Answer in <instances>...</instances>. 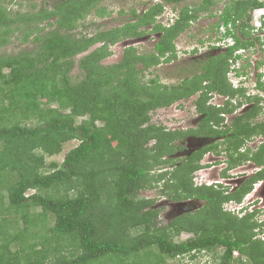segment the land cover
<instances>
[{"label":"trees","instance_id":"1","mask_svg":"<svg viewBox=\"0 0 264 264\" xmlns=\"http://www.w3.org/2000/svg\"><path fill=\"white\" fill-rule=\"evenodd\" d=\"M6 1L0 0V264H162L168 257L196 258L203 252L219 258L216 264H264V245L257 241L264 240L257 237L253 214L240 217L224 206L241 201L260 175L226 193L194 181L195 172L207 166L202 163L206 152L217 147L173 157L189 135L220 134L215 126L244 104L242 98L253 105L235 115L229 150L253 133L264 134V122L254 123L264 96L251 95L246 85L237 87L228 77L231 57H242L237 50L256 51L251 14L264 0H229L220 12H211L219 17L212 47L228 36L235 44L210 57L201 72L172 84L158 76L146 79L144 72L172 61L179 35L199 11L222 0L183 5L170 24L159 15L167 5L188 0H157L142 13L133 10L134 18L122 25L80 36L71 31L102 0H53L50 7L24 12H13ZM52 19L58 26L47 30ZM23 27L24 39L35 34L40 47L4 51ZM148 30L160 34L153 51L130 45L118 62H103L114 53L112 45ZM258 30L264 31V22ZM98 43L79 59L80 74L74 76L76 56ZM258 75L257 86L264 91V72ZM198 92L203 117L196 128L168 129L152 121L156 109ZM213 93L225 103L211 104ZM72 140L78 144L61 162H47ZM263 152L264 145L253 158L262 163ZM243 158L250 157L233 154L230 167ZM148 187H159L175 202L198 198L203 205L159 225L155 200L139 197ZM184 231L192 235L176 241Z\"/></svg>","mask_w":264,"mask_h":264},{"label":"rangeland","instance_id":"2","mask_svg":"<svg viewBox=\"0 0 264 264\" xmlns=\"http://www.w3.org/2000/svg\"><path fill=\"white\" fill-rule=\"evenodd\" d=\"M156 1L157 0H102L97 5V7H95V9L87 16L86 19L80 21L77 24V27H75L71 31V33L76 34V36H80L83 34H92L97 30H101L104 28H111L113 26L122 25L134 18L133 10H137L138 13H142L145 10L149 9V7L152 6ZM201 1L202 0H188L180 5H177L176 7L173 5H167L166 10L159 15L158 20L165 24H170L175 20V18H177L179 10L183 5L190 4L192 6H197L199 3H201ZM228 1L229 0H222L218 5L212 7L210 11H199V18L194 20L188 27V29L180 34L176 39V56L173 57L172 61L163 62L156 67H152L149 70L145 71V78L149 79L158 76L164 83H177L182 81L186 76L192 77L195 73L201 72L203 67L202 65L206 64V61L210 57L222 52H226L228 50V46L232 43V39L222 40L219 42V45L215 47H212V43H210V40L215 38L216 36V22L217 20H219V17L217 15L212 16L211 12H220ZM6 2L12 8L13 12H24L30 10L36 11L41 7H50L53 4V0H7ZM97 9L102 12H104V10L106 11L103 15H101L97 11ZM262 12L263 10L261 9L252 11V18L250 21V24L252 26L260 28L263 22L262 19L260 20L259 15L262 14ZM56 26H58V23L54 19H52V24L48 25L47 30L53 29ZM151 27L152 26H150L149 28ZM27 33L28 32L25 27L14 32L11 36L10 43L5 46L3 50L7 52L18 53L22 50H34L39 48L40 43L37 40H34L35 34H32L27 40L24 39V35H26ZM237 33L240 32L237 30ZM258 36L261 38V41L257 39ZM159 38V33L148 30L143 36L122 40L119 43L112 45L111 48L113 49L114 53L111 56L105 58L103 62L109 64L118 62L122 57V53L125 47L130 45L136 46L139 52H151L154 50L155 44ZM251 38L255 41L256 51H251L254 49L243 50L241 51L243 54L242 57L233 62V57H231L230 62L232 63L228 71V77L235 86L246 85L249 91L248 93H250L251 95L259 94L264 96V91L260 90L257 86L259 76L258 74H260V72H264V31H253ZM204 40L207 41L205 42ZM99 45L100 43L93 45L88 51H85L84 53L76 56L77 64L72 72L74 76L80 74V69L78 66L79 59L84 54L91 52ZM195 48H197V51L194 52ZM259 61H261L260 66L258 65ZM237 71L245 72V74L237 75ZM198 96L199 92L189 98L178 100L170 106L160 107L156 109L152 112V121L156 124L163 125L168 129H182L186 131L191 128H196L203 117L202 114L197 111L196 99L198 98ZM225 99V97L213 93L209 102L211 104L223 105L225 103ZM242 100L244 101V104L236 108V113L234 112L236 115L241 114L245 108L249 109L253 105V102L246 103L245 98H242ZM259 105L264 108V100H262L261 104ZM234 113L230 112L225 114V122L230 123L231 119L234 117ZM83 118L85 117L79 118V120L77 121L80 122ZM261 120H264V109L262 111V114L259 113L255 119V121ZM244 128L245 127H243V129ZM243 131H246V128ZM253 135L254 133L252 134V136ZM234 140L238 141L237 137H235ZM257 141L258 139H253L248 144H250V146H255L258 143ZM219 142L221 143V141ZM212 143L213 141L207 139L206 137H189L185 141L187 149L184 152H181L179 150L178 153L173 155V157H185L186 155L191 153L190 151L193 152L203 146H206L208 144L210 145ZM77 144L78 140H72L65 143L63 151L60 154L49 157L47 162H61L64 159L66 152ZM221 148L222 147H219L218 149L220 150ZM212 154H206L203 158L202 163L206 164L213 161L222 162V160H225L226 158L224 153L217 156ZM221 166L217 165L212 168L207 167L195 172V183H214L217 175L216 170L213 169L217 168L218 170V168H221ZM241 169L242 168L232 170L234 171V173L238 174L239 170ZM228 174H231V171ZM239 176L241 177V175ZM233 177L236 179L237 175L234 174ZM261 189L263 188L261 187ZM32 192L33 190H30L28 191V194ZM139 197L155 200V204L153 205V207L160 209L158 216L159 225L167 224L170 220H172L176 216H179L180 214L189 211H195L203 204L201 199V201L191 199L183 200L182 202H175L164 196L159 187H148L145 189H141L139 191ZM224 206H226V208L231 211L234 210V212L237 213V205L235 203L227 202ZM260 215V218L263 217ZM190 235H192V233L184 231L177 237L175 236V240L181 241L188 238ZM257 241L259 242V245H264V243H261L260 240ZM218 259L219 258L214 257L211 253L203 252L198 254L196 258H192L189 255L181 257H168L164 259L162 264H216Z\"/></svg>","mask_w":264,"mask_h":264},{"label":"flooded vegetation","instance_id":"3","mask_svg":"<svg viewBox=\"0 0 264 264\" xmlns=\"http://www.w3.org/2000/svg\"><path fill=\"white\" fill-rule=\"evenodd\" d=\"M263 109L264 108H261L259 113L262 114ZM246 110H247V108L244 109V111H246ZM234 112L235 111H233L232 113H234ZM235 113H234V117L231 119L230 123L225 122L226 121L225 114H227V113L223 114V116H224V120H223L224 128H223V125L216 126V128H218V131L222 130V132L220 131L221 132L220 134L208 135V136L189 135L188 137H190V136H193L195 138L206 137L207 139H210L213 141L212 144H210V145L208 144L206 146H215L217 148L222 147L220 150L219 149L214 150L213 148H211L206 152V154H209V153L212 154L213 153L214 155L217 156V155H222V153H224V155L226 156L225 160H222V162L221 161H213L210 163H206L207 166L204 168H207V167L212 168L214 166H217V165L221 166L223 164L221 166V168H218V170H217V168L213 169V170H216L217 177L214 180V183H210V184L207 183V185L214 186L215 188L220 189V190H224L226 193H233V192L239 191L241 189V187L246 183V181L248 179H250L251 177H254L255 175H260V178L262 177L261 179L259 178L258 180L253 182L252 189L246 195L243 196L241 201L230 200L229 202L235 203L237 205V207H236L237 208V214L240 217H243L248 213L253 214L254 219L256 221V225H257L256 231L259 232L257 237L264 240V161L262 163H260L257 161V159L255 160L253 158V156L255 157L259 154L258 152H260V150L262 149V146L264 145V134H255L251 137H247V138H245L243 143L241 145H239V147L237 149H230L229 150L228 142H227L228 141L227 136L233 137V133L229 129V127L233 126L234 118L236 115ZM256 122H264V120H261V121H255L254 120V123H256ZM188 137H186L185 139H182L180 141L181 144L184 146L183 151L187 149L186 145H185V141L187 140ZM253 139H258V141H257L258 143L255 146H250V144H248V143L250 141H252ZM219 141H221V143ZM190 152H192V151H190ZM233 154L234 155L240 154V156H243L244 154H248V157H250V158H248V159L243 158L242 161L237 163V165L235 167H230V162H231V160H233ZM263 154H264V152H263ZM261 159L264 160V155L261 157ZM240 168H242V169L239 170L238 174L234 173V171L232 170V169H240ZM230 171H231V174H228V173H230ZM234 174L237 175L236 179L233 177ZM239 175H241V177ZM203 184H205V183H203V182H200V183L197 182L196 183V185H203ZM261 187L263 189H261ZM191 199H194L196 201H201L198 198H189V199H185V200H191ZM182 201H176V202H182ZM225 208H226V206H225ZM226 209H228V208H226ZM259 215L263 216V217L260 218Z\"/></svg>","mask_w":264,"mask_h":264},{"label":"clouds","instance_id":"4","mask_svg":"<svg viewBox=\"0 0 264 264\" xmlns=\"http://www.w3.org/2000/svg\"><path fill=\"white\" fill-rule=\"evenodd\" d=\"M256 9H261V10H263V12H262V14L260 15V19H262V22H264V7H261V8H256ZM256 9H254V10H256ZM262 27V25L260 26V28ZM254 28H256V27H254ZM259 28H256V30H258ZM225 39H232V43L229 45V46H231V45H234L235 44V39L232 37V36H228V37H223V39L222 40H225ZM222 40H219V41H216L217 42V44H215L216 46H218L219 45V42L220 41H222ZM228 46V47H229ZM244 49H239V50H237L236 52H235V55H237V54H241V56L243 55L242 54V52L241 51H243ZM234 60H232V62H233ZM238 87V86H237ZM218 105H220V104H218ZM190 137H193V136H190ZM189 138V137H188ZM185 151V150H184ZM184 151H182V152H184Z\"/></svg>","mask_w":264,"mask_h":264},{"label":"built area","instance_id":"5","mask_svg":"<svg viewBox=\"0 0 264 264\" xmlns=\"http://www.w3.org/2000/svg\"><path fill=\"white\" fill-rule=\"evenodd\" d=\"M260 15H261V14H260ZM260 15H259V16H260ZM259 18H260V17H259ZM260 20H261V19H260ZM262 25H263V23H262Z\"/></svg>","mask_w":264,"mask_h":264}]
</instances>
